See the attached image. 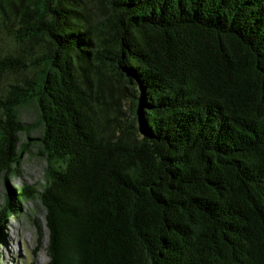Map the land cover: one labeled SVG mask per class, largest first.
<instances>
[{"label": "trees", "instance_id": "trees-1", "mask_svg": "<svg viewBox=\"0 0 264 264\" xmlns=\"http://www.w3.org/2000/svg\"><path fill=\"white\" fill-rule=\"evenodd\" d=\"M1 30L0 178L21 108L46 163L0 225L39 198L48 264H264V0H0Z\"/></svg>", "mask_w": 264, "mask_h": 264}, {"label": "rangeland", "instance_id": "rangeland-1", "mask_svg": "<svg viewBox=\"0 0 264 264\" xmlns=\"http://www.w3.org/2000/svg\"><path fill=\"white\" fill-rule=\"evenodd\" d=\"M12 37L4 30L0 31V51L13 48ZM5 78L0 83L2 88ZM20 120L25 123L26 132H19V141L27 142L18 171H11L7 181L0 178V208L10 185L14 201H19V193L33 190L38 193L45 182V159L39 154L40 146L35 139L40 132L38 114L34 106L20 109ZM32 137V138H29ZM8 184V185H6ZM21 213L10 216L0 225V264H48L49 230L46 225L45 210L39 198L21 201ZM36 220L37 225L34 223Z\"/></svg>", "mask_w": 264, "mask_h": 264}]
</instances>
